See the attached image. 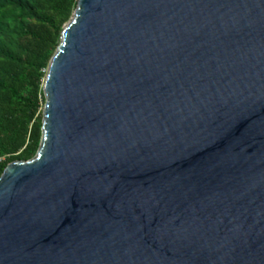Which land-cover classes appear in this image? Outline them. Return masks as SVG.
I'll return each instance as SVG.
<instances>
[{"label":"water","instance_id":"water-1","mask_svg":"<svg viewBox=\"0 0 264 264\" xmlns=\"http://www.w3.org/2000/svg\"><path fill=\"white\" fill-rule=\"evenodd\" d=\"M42 90L0 264H264V0H77Z\"/></svg>","mask_w":264,"mask_h":264},{"label":"trees","instance_id":"trees-1","mask_svg":"<svg viewBox=\"0 0 264 264\" xmlns=\"http://www.w3.org/2000/svg\"><path fill=\"white\" fill-rule=\"evenodd\" d=\"M76 3L0 0V174L38 149L46 69Z\"/></svg>","mask_w":264,"mask_h":264},{"label":"rangeland","instance_id":"rangeland-1","mask_svg":"<svg viewBox=\"0 0 264 264\" xmlns=\"http://www.w3.org/2000/svg\"><path fill=\"white\" fill-rule=\"evenodd\" d=\"M43 104H44V101L41 103V105H40V107H39V114H40V115H41V113H42Z\"/></svg>","mask_w":264,"mask_h":264},{"label":"built area","instance_id":"built-area-1","mask_svg":"<svg viewBox=\"0 0 264 264\" xmlns=\"http://www.w3.org/2000/svg\"><path fill=\"white\" fill-rule=\"evenodd\" d=\"M4 160L3 156H0V163Z\"/></svg>","mask_w":264,"mask_h":264}]
</instances>
